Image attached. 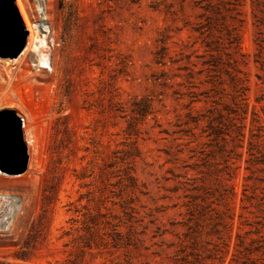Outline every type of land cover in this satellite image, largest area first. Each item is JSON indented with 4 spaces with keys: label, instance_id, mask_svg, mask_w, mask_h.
Here are the masks:
<instances>
[{
    "label": "rangeland",
    "instance_id": "obj_1",
    "mask_svg": "<svg viewBox=\"0 0 264 264\" xmlns=\"http://www.w3.org/2000/svg\"><path fill=\"white\" fill-rule=\"evenodd\" d=\"M42 3L48 64L0 58V264H264V0Z\"/></svg>",
    "mask_w": 264,
    "mask_h": 264
},
{
    "label": "water",
    "instance_id": "obj_2",
    "mask_svg": "<svg viewBox=\"0 0 264 264\" xmlns=\"http://www.w3.org/2000/svg\"><path fill=\"white\" fill-rule=\"evenodd\" d=\"M27 37L15 0H0V58H18L26 47ZM28 163L22 118L16 110H0V172L20 175L26 172Z\"/></svg>",
    "mask_w": 264,
    "mask_h": 264
},
{
    "label": "bare ground",
    "instance_id": "obj_3",
    "mask_svg": "<svg viewBox=\"0 0 264 264\" xmlns=\"http://www.w3.org/2000/svg\"><path fill=\"white\" fill-rule=\"evenodd\" d=\"M40 3H44V0H37ZM42 3V4H43ZM47 3V2H46ZM41 6V5H40ZM45 7V6H44ZM43 6H41L40 10L45 11ZM43 20H45V17H43ZM36 28H38L39 30H43L48 28V26H46L45 22H41L39 23V26L35 25ZM28 27V26H27ZM25 28H26V24H25ZM30 30V29H29ZM28 31V30H27ZM28 40H27V47H25L24 51L22 52V55H20L19 59H24L25 57H27L28 55H32L35 58H38L40 61V64L42 65H46L48 64V53H49V48L46 44V41L44 38H42L39 34V31H35L34 33L31 34V32L28 34ZM17 59V60H19ZM1 62V61H0ZM18 69V68H17ZM15 71V70H14ZM14 71H8L7 70V74L11 77V75H13ZM1 74V73H0ZM4 101V100H3ZM1 104V101H0ZM22 118L23 121V128H24V118L19 115ZM24 132V131H23Z\"/></svg>",
    "mask_w": 264,
    "mask_h": 264
},
{
    "label": "trees",
    "instance_id": "obj_4",
    "mask_svg": "<svg viewBox=\"0 0 264 264\" xmlns=\"http://www.w3.org/2000/svg\"><path fill=\"white\" fill-rule=\"evenodd\" d=\"M251 264H258L256 260H251Z\"/></svg>",
    "mask_w": 264,
    "mask_h": 264
}]
</instances>
